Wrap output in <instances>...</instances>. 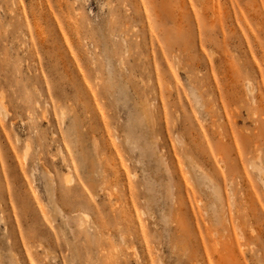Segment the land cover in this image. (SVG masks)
<instances>
[{"label":"rangeland","instance_id":"obj_1","mask_svg":"<svg viewBox=\"0 0 264 264\" xmlns=\"http://www.w3.org/2000/svg\"><path fill=\"white\" fill-rule=\"evenodd\" d=\"M0 106V264H264V0H0Z\"/></svg>","mask_w":264,"mask_h":264},{"label":"bare ground","instance_id":"obj_2","mask_svg":"<svg viewBox=\"0 0 264 264\" xmlns=\"http://www.w3.org/2000/svg\"><path fill=\"white\" fill-rule=\"evenodd\" d=\"M11 2H13V0H11ZM249 90H251V93H252V90H253V87H251V88H249ZM147 103V102H146ZM1 106H2V104H1ZM0 106V110H1V113L3 114L4 113V110H3V108L4 107H1ZM147 107V106H146ZM145 107H144V105H143V109H144ZM4 116H5V113H4ZM15 139H16V141H18V139H17V137H15ZM177 142H181V140L179 139V138H177ZM60 150V149H59ZM60 152V154H62L61 153V151H59ZM64 156V155H63ZM188 158V157H187ZM64 158H62V160H63ZM189 159V158H188ZM65 160V159H64ZM44 176H47V178H46V181H47V184L49 185V187H50V191L52 192V194L54 193V186H55V184H54V180H53V178H52V176L51 175H49V174H46L45 172H44ZM71 180V175L69 174V175H67L66 176V181L67 182H69ZM54 207H55V210H56V212H57V214L59 215V217L61 218V222H62V225H63V228L64 229H67V230H69V231H71V228L68 226V222H67V219H66V217H65V215H64V213H63V211H62V209H61V207L55 202V205H54ZM143 212V211H142ZM85 215H87L86 213H85ZM139 223V222H138ZM150 263V262H149Z\"/></svg>","mask_w":264,"mask_h":264}]
</instances>
